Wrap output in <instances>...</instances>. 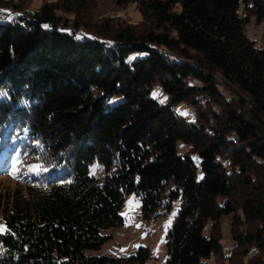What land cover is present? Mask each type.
<instances>
[{
    "label": "trees",
    "instance_id": "obj_1",
    "mask_svg": "<svg viewBox=\"0 0 264 264\" xmlns=\"http://www.w3.org/2000/svg\"><path fill=\"white\" fill-rule=\"evenodd\" d=\"M87 1L0 18V264H148L99 254L132 194L142 220L178 202L164 264H206L224 217L225 259L264 264V0H113L145 27L101 34Z\"/></svg>",
    "mask_w": 264,
    "mask_h": 264
},
{
    "label": "rangeland",
    "instance_id": "obj_2",
    "mask_svg": "<svg viewBox=\"0 0 264 264\" xmlns=\"http://www.w3.org/2000/svg\"><path fill=\"white\" fill-rule=\"evenodd\" d=\"M5 1L6 4L0 8V18L7 19L16 14L21 16L23 14H32L45 4L60 6L63 0ZM86 4L87 10L85 12H78L80 17H77V20L95 33L101 34L107 27L115 29L116 27L131 26L137 31H141L145 27L135 4L116 7L113 0H88ZM57 14L61 16L62 20L66 17L70 20L73 19L72 15H64L60 11ZM262 32L263 26H256L253 22L246 27L247 38L255 43L256 48L264 50ZM76 36L81 37L82 34L77 33ZM151 95L156 97L159 102L164 101V96L157 86L152 89ZM176 111L189 121L193 119L192 110L184 103L179 104L176 107ZM182 113H186V115ZM89 173L98 180H102L104 175L103 168L96 162L90 166ZM15 187L12 181H8L7 179L0 180V190L13 189ZM177 209L178 202H175L170 211L167 212L163 209L159 217L142 220L139 216V201L137 197L133 194L125 196L124 204L120 211V216L123 218V225L119 228L102 232L103 235H110V240L102 246L99 254H109L117 258H124L133 255L139 248H145L150 254L148 264H164L167 259V231L171 226ZM229 220L230 217H224L221 220L220 238L222 251L209 259L206 264H248L249 258L254 254L253 252L251 254L250 251L248 252L250 254L249 256L242 258L244 248L235 252L232 256V263L225 259L224 254H229L233 247V242L229 235ZM249 264L261 263L258 260H250Z\"/></svg>",
    "mask_w": 264,
    "mask_h": 264
},
{
    "label": "snow or ice",
    "instance_id": "obj_3",
    "mask_svg": "<svg viewBox=\"0 0 264 264\" xmlns=\"http://www.w3.org/2000/svg\"><path fill=\"white\" fill-rule=\"evenodd\" d=\"M45 27H47V26H45ZM154 95H156V94L154 93ZM182 114H185L186 115V113H182Z\"/></svg>",
    "mask_w": 264,
    "mask_h": 264
}]
</instances>
